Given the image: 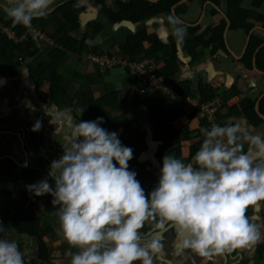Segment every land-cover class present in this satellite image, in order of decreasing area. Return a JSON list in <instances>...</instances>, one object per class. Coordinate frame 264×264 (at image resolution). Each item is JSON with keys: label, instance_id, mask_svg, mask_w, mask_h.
<instances>
[{"label": "crops", "instance_id": "1", "mask_svg": "<svg viewBox=\"0 0 264 264\" xmlns=\"http://www.w3.org/2000/svg\"><path fill=\"white\" fill-rule=\"evenodd\" d=\"M130 1L104 0V4L116 12L119 3ZM145 1L156 4L161 0ZM68 2H72L70 11L79 23L78 29L68 34L75 42H83V50L81 54L68 52L59 59L56 73L65 94L57 105L49 99L48 83L37 88L34 77L53 63L50 54L59 45L52 36L63 21L59 9ZM7 6L8 0H0V11L6 16ZM50 7L47 15L33 19L31 26L25 27L20 36L15 35L14 40L5 36L20 43L29 35L37 48L33 57L15 52L12 65L0 64V80H3L0 83V191L10 193L13 204L24 203L27 185L49 178L51 162L63 155V148L70 146L74 123L103 117L100 126L116 132L122 145L133 150L135 163L131 171L137 173L136 179L146 196L158 184L165 155L191 162L200 148L201 122L188 103H180L185 114L173 124L178 138L171 143L157 142L149 116L166 96L161 92L143 94L140 82L129 71L92 65L88 60L90 54L150 58L156 62L163 81L177 93L199 100L218 98L222 126L227 122L239 123L253 134L264 136V117L259 113V103L264 97V72L256 66L257 53L264 45V27L254 18L264 16V0H181L169 11L156 14L146 11L148 16L139 22L116 23L109 21L102 12L103 5L96 0H54ZM230 8L233 12L250 14L244 19L249 30L232 29ZM171 20L178 21L186 30L181 42L173 35ZM223 23L225 45L210 43L213 30ZM0 25L10 30L1 22ZM181 89L189 93L180 92ZM100 100L105 103L100 105ZM252 110L263 121L258 126L251 123L255 122ZM37 120L42 127L34 132L31 129ZM244 146L246 150L247 144ZM11 166L32 174L14 183L8 173ZM52 199L45 194L42 202L50 205ZM249 210L250 220L261 232L258 242L208 259L179 248L175 230H155L154 238L163 247L153 255V264H264V202ZM47 215L44 213L39 226L40 230L50 231L44 238L50 251L49 264H70L68 252L77 249L71 248L59 234L57 217ZM142 232L151 235L152 225L146 223ZM1 239L15 240L24 255L37 257L36 239L17 237L10 229Z\"/></svg>", "mask_w": 264, "mask_h": 264}, {"label": "clouds", "instance_id": "2", "mask_svg": "<svg viewBox=\"0 0 264 264\" xmlns=\"http://www.w3.org/2000/svg\"><path fill=\"white\" fill-rule=\"evenodd\" d=\"M53 2L8 0L5 12L13 24L30 27ZM171 24L181 42L185 28ZM103 122L72 124L70 146L51 162L49 178L26 186L35 196L53 197L59 234L77 249L68 252L70 264H153L163 247L155 230H175L179 248L208 259L261 239L247 211L264 202V136L232 122L202 128L191 162L165 155L158 184L146 196L129 170L133 150ZM41 127L37 120L31 130ZM146 223L151 235L142 232ZM0 264H24L15 240L0 239Z\"/></svg>", "mask_w": 264, "mask_h": 264}, {"label": "trees", "instance_id": "3", "mask_svg": "<svg viewBox=\"0 0 264 264\" xmlns=\"http://www.w3.org/2000/svg\"><path fill=\"white\" fill-rule=\"evenodd\" d=\"M181 0H161L159 3H151L145 0H131L130 2L123 4L119 3V10L114 12L105 6L104 0H96L97 3L102 4V12L109 19L110 22L116 23L120 21L139 22L144 17H147L148 13H158L163 11H169L173 6L177 5ZM72 2L63 4L59 9L62 16V23L56 33L52 36L54 41L58 43L59 49L54 50L50 57L53 63L46 69H42L41 72L34 77V82L37 88L44 83L49 85V99L57 105H60L63 101L65 90L60 83V76L56 73L59 59L66 55V53L81 54L83 48V42H75V40L69 36V31L78 29L79 23L77 17L70 11ZM250 14L245 11H235L232 8L228 11V16L232 22V29L243 28L249 30L250 26L245 24V16ZM255 20L262 23L264 27V16L255 15ZM0 22L9 27L15 35L20 36L21 31L25 28L23 25L13 24L12 19L8 18L0 11ZM224 30L225 23L213 30V38L210 43L224 46ZM139 40H142L140 37ZM199 39L195 40L198 41ZM260 44L262 42H259ZM15 52H19L24 56L33 57L37 53V48L32 38L27 35L25 39L20 43H15L8 40L5 35L0 32V64L12 65L15 58ZM124 53V52H123ZM125 55V54H124ZM256 66L262 72H264V45L258 51L256 56ZM161 76V74H160ZM180 92L189 93L187 90L181 89ZM88 101V99H86ZM91 100V99H90ZM105 103L104 100H100V105ZM87 106H85V109ZM259 113L264 117V97L259 103ZM184 110L180 103H177L169 97H164L162 102L151 112L149 121L155 129V139L157 142L171 143L178 138L177 130L174 127V123L184 116ZM255 122H251L253 126H258L263 121L255 115L252 110L251 113ZM252 120V121H254ZM188 163L189 161H184ZM135 163V159L129 161V170L131 171L132 165ZM8 169V173L12 182L16 183L24 175H31V172L25 171V169L11 166ZM25 201L24 203L13 204L11 202V194L5 191H0V213L2 221L0 223V239L5 237L7 232L13 230L17 237H26L28 239H36L38 244L37 261L40 264H49L50 251L47 249L44 238L49 230H40V222L44 213L47 216H54L56 207L52 204L46 205L42 202L43 196H35L32 192L24 188ZM250 214L248 209L247 215Z\"/></svg>", "mask_w": 264, "mask_h": 264}, {"label": "built area", "instance_id": "4", "mask_svg": "<svg viewBox=\"0 0 264 264\" xmlns=\"http://www.w3.org/2000/svg\"><path fill=\"white\" fill-rule=\"evenodd\" d=\"M0 30L9 38H15V34L11 30L3 28L1 25ZM88 60L92 65L99 68H122L129 71L140 82L142 86L141 92L143 94L161 92L175 102L188 103L190 111L195 112L201 122L199 134L201 141L204 139L201 132L202 128L210 129L212 124L221 125L220 119L218 118L221 102L218 98L199 100L177 93L163 81L159 75L156 62L150 58H133L119 54H90L88 55ZM19 249L21 251L20 247ZM23 259L24 264H40L36 258L24 254Z\"/></svg>", "mask_w": 264, "mask_h": 264}, {"label": "water", "instance_id": "5", "mask_svg": "<svg viewBox=\"0 0 264 264\" xmlns=\"http://www.w3.org/2000/svg\"><path fill=\"white\" fill-rule=\"evenodd\" d=\"M226 20L228 21V23L230 24V20L226 17Z\"/></svg>", "mask_w": 264, "mask_h": 264}, {"label": "rangeland", "instance_id": "6", "mask_svg": "<svg viewBox=\"0 0 264 264\" xmlns=\"http://www.w3.org/2000/svg\"><path fill=\"white\" fill-rule=\"evenodd\" d=\"M4 33V32H3ZM5 34V33H4ZM14 40V39H13ZM208 100V99H207ZM182 157V156H181Z\"/></svg>", "mask_w": 264, "mask_h": 264}]
</instances>
